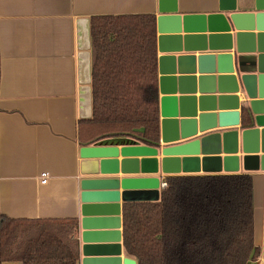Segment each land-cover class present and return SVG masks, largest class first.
Segmentation results:
<instances>
[{
    "label": "crops",
    "instance_id": "0c3cea01",
    "mask_svg": "<svg viewBox=\"0 0 264 264\" xmlns=\"http://www.w3.org/2000/svg\"><path fill=\"white\" fill-rule=\"evenodd\" d=\"M233 13H264V0H0V217L75 219L78 264H82L81 181L88 177L81 174L80 149L92 144L80 142L79 123L93 118L92 18L201 14L208 18L209 32L233 34L229 19ZM225 52L233 55L235 68L237 58L258 63L257 53L248 48L237 56L235 43ZM210 54L199 50L161 53L158 47L160 141L161 76L171 74L172 69L178 74L181 68L188 73L195 70L199 76L200 61ZM164 57L167 59L161 62ZM237 96L241 109L243 95ZM199 116L190 126L202 125ZM136 172L106 177L119 180L122 259L132 258L123 243L124 204L158 202L161 184L171 176L183 175L165 174L162 165L157 175ZM43 174H48L46 184ZM236 174L253 177L259 256L248 264H264V172H246L241 163ZM112 214L107 213L106 218L115 220ZM96 240L104 242L96 246L108 248L97 254L117 253L116 236Z\"/></svg>",
    "mask_w": 264,
    "mask_h": 264
},
{
    "label": "trees",
    "instance_id": "16d2710c",
    "mask_svg": "<svg viewBox=\"0 0 264 264\" xmlns=\"http://www.w3.org/2000/svg\"><path fill=\"white\" fill-rule=\"evenodd\" d=\"M91 32L93 118L79 123L80 142L129 137L158 147L157 18L95 17ZM166 182L158 202L123 206V243L138 264H248L258 258L251 175L171 176ZM77 231L75 219L0 217V263L78 264Z\"/></svg>",
    "mask_w": 264,
    "mask_h": 264
},
{
    "label": "water",
    "instance_id": "95a60500",
    "mask_svg": "<svg viewBox=\"0 0 264 264\" xmlns=\"http://www.w3.org/2000/svg\"><path fill=\"white\" fill-rule=\"evenodd\" d=\"M229 19L233 34L209 32L206 15L157 18L161 53L199 50L211 54L200 61L199 76L182 68L178 74L172 69L161 76L163 121L158 147L124 137L81 147V174L88 177L81 181L82 264H138L136 259L121 258L119 180L106 177L132 171L157 175L160 165L163 173L182 176L236 174L241 163L246 172H264V13H233ZM234 43L237 56L248 48L257 53L258 63L237 58L235 68L233 55L225 54ZM238 94L243 95L241 109ZM198 113L202 125L212 127L190 126ZM109 212L115 220L106 218ZM109 235L118 239L117 253L97 254L108 248L96 246L104 243L96 239Z\"/></svg>",
    "mask_w": 264,
    "mask_h": 264
},
{
    "label": "built area",
    "instance_id": "2783aa9c",
    "mask_svg": "<svg viewBox=\"0 0 264 264\" xmlns=\"http://www.w3.org/2000/svg\"><path fill=\"white\" fill-rule=\"evenodd\" d=\"M47 177H48V174H43L42 175V178H43V184H46V182H47ZM167 187V182L166 181H164L162 184H161V188H162V190L163 189H165Z\"/></svg>",
    "mask_w": 264,
    "mask_h": 264
}]
</instances>
